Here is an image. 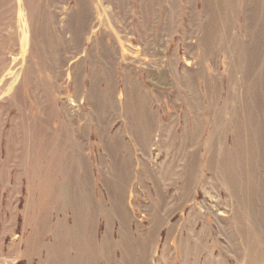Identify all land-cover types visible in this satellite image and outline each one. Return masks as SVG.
I'll list each match as a JSON object with an SVG mask.
<instances>
[{
  "label": "rangeland",
  "instance_id": "374dc122",
  "mask_svg": "<svg viewBox=\"0 0 264 264\" xmlns=\"http://www.w3.org/2000/svg\"><path fill=\"white\" fill-rule=\"evenodd\" d=\"M66 4L0 0V264H264V0H179L181 56L196 45V187L186 138L158 163L168 181L178 164L183 187H86L30 169L59 83V56L31 57L30 39L36 29L50 52Z\"/></svg>",
  "mask_w": 264,
  "mask_h": 264
},
{
  "label": "crops",
  "instance_id": "0c3cea01",
  "mask_svg": "<svg viewBox=\"0 0 264 264\" xmlns=\"http://www.w3.org/2000/svg\"><path fill=\"white\" fill-rule=\"evenodd\" d=\"M81 1L51 16L50 52L36 29L30 39L31 57L59 56L52 134L33 147L30 169L86 187H183L178 164L168 181L158 163L179 159L186 138L196 187V45L181 56L179 0H86L85 24Z\"/></svg>",
  "mask_w": 264,
  "mask_h": 264
},
{
  "label": "bare ground",
  "instance_id": "6f19581e",
  "mask_svg": "<svg viewBox=\"0 0 264 264\" xmlns=\"http://www.w3.org/2000/svg\"><path fill=\"white\" fill-rule=\"evenodd\" d=\"M237 139V138H236Z\"/></svg>",
  "mask_w": 264,
  "mask_h": 264
}]
</instances>
